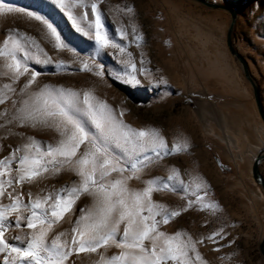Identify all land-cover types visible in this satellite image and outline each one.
I'll use <instances>...</instances> for the list:
<instances>
[{
	"label": "rangeland",
	"instance_id": "rangeland-1",
	"mask_svg": "<svg viewBox=\"0 0 264 264\" xmlns=\"http://www.w3.org/2000/svg\"><path fill=\"white\" fill-rule=\"evenodd\" d=\"M205 1L227 6L237 14L232 43L247 62L250 74L258 87L264 111V0ZM0 4L45 15L54 22L62 33V38L77 53L74 56L72 52L55 49L37 21L22 14H0V43L10 31L13 34L23 33L35 39L51 58L52 63L47 65L29 61V67L41 73L30 90L45 84L76 91L92 90L96 97L114 109H124L125 123L137 129L158 128L169 147L174 139L187 138L190 143L187 152L165 157L159 164L146 169L142 180L154 177L166 179L169 167L177 168L181 179L186 182L190 174L199 175L210 186L207 199L217 202L222 212L213 214L193 206L181 211L169 223L161 224V230L169 234L183 230L196 239L201 236L206 238L211 232L223 228V239H217L215 242L205 239L197 246L205 264H264V257L259 250V244L264 238V192L255 183L252 166L250 169L248 161L240 164L237 169L226 153L227 147L221 137L227 131L217 127L216 114L212 109L215 107L223 113L239 112V130H246V123L257 121L256 117L262 122L251 85L246 81L240 64L227 50L226 33L231 21L229 13L207 8L192 0H101L98 9L106 17L105 23L113 33V38L124 44L127 52L132 53L137 67L143 53L145 67L151 70V83L145 76L137 75L140 84L132 85L115 78L124 72V66L118 62L124 58L123 55L117 49L111 48L97 51L93 41L77 33L52 0H0ZM126 6H131L133 12L121 11ZM75 11L80 13L83 10ZM87 11L91 17V10ZM129 22L135 25L137 33L143 38L140 47L133 41ZM116 26L126 27V41H121L114 35ZM200 38L208 40L207 46L200 42ZM223 48L232 61L237 89L209 67L216 51ZM29 51L33 49L29 48ZM89 56H94V60H89V64L100 65L102 77L94 75L91 71L80 70L79 58ZM57 61L66 62L67 67L57 69ZM2 63L0 60V64ZM160 77H163L167 84L154 86ZM27 79L26 73L12 84L7 76H0V85L12 84L18 92ZM12 98L17 97L13 95ZM235 105H242V109L238 111ZM5 109L11 113V100L0 104V112ZM205 122H209L214 133L209 131ZM0 123H4L3 119H0ZM9 129L11 133H23L25 137L31 136L45 144H54L59 138L54 130L48 128L15 125L0 127V158L7 156L12 148L24 142L19 135L10 134ZM228 132L233 134L230 130ZM251 140L256 142L254 137ZM83 147L81 145V149ZM259 171L264 179V161L260 164ZM9 175L15 176V172ZM77 179L74 173L64 170L55 175L42 174L30 183L17 185V189L23 194L26 203L28 192H31L33 197L37 194L43 195L45 192L70 185ZM129 186L139 189L144 185L133 179L129 181ZM7 191L10 189L6 188ZM153 200L167 205L170 209L182 208L186 203L180 194L164 191L154 192ZM8 202L6 197L0 198V203ZM89 203L87 196H81L75 202L71 213L65 214L49 236L69 230L79 215L80 208ZM9 220H14V216L9 217ZM26 231L29 229L20 231L12 228L5 235L9 237V243H17L10 237L22 235ZM104 251L97 250L98 253ZM118 252L119 249L110 247L105 254ZM97 258L96 253L82 252L73 254L66 264H93ZM0 264H3V254H0Z\"/></svg>",
	"mask_w": 264,
	"mask_h": 264
},
{
	"label": "snow or ice",
	"instance_id": "snow-or-ice-1",
	"mask_svg": "<svg viewBox=\"0 0 264 264\" xmlns=\"http://www.w3.org/2000/svg\"><path fill=\"white\" fill-rule=\"evenodd\" d=\"M101 0H52V3L71 22L72 28L93 41L95 49H117L123 55L118 62L124 66L121 79L124 83L140 84L137 75L152 82L151 70L145 67L143 53L137 67L132 53L113 38L105 23L106 17L98 9ZM83 10L77 13L75 10ZM88 9L91 10L89 17ZM132 13L133 8L121 9ZM22 14L42 26L44 35L57 50L77 55L62 38L54 22L36 11L0 4V14ZM137 47L143 39L135 25L129 22ZM114 35L121 41L128 39L126 27L116 26ZM29 48L33 51H29ZM0 76H7L14 84L21 76L28 79L19 88L12 84L0 85V104L11 100L12 111L0 112V127L15 125L27 128H48L58 134L54 144H45L33 137L19 135L24 141L0 158V254L3 264H66L69 257L79 253H96L93 264H205L198 245L205 239L215 242L223 239V228L211 232L206 238L194 239L183 230L169 234L160 229L161 224L193 206L213 214L222 212L219 204L207 199L210 186L199 175H189L186 182L180 171L168 168L167 178L154 177L142 180L146 169L159 164L165 157L182 154L190 149L187 138L174 139L171 147L161 131L155 127L134 128L125 123L124 109H114L96 97L92 90L76 91L71 88L42 85L30 90L41 73L29 67V61L47 65L51 58L35 39L23 33L9 32L0 43ZM94 56L79 58L81 71H91L103 76L98 64H89ZM57 69L67 67L57 61ZM167 84L160 77L154 86ZM15 95L17 98H12ZM83 145V149H81ZM19 154V155H18ZM13 165L15 167L13 168ZM67 170L78 178L70 185L37 194L27 193L25 203L17 185L30 183L42 174L55 175ZM15 172V176L9 175ZM115 174V175H114ZM137 180L144 185L136 189L129 181ZM6 188L10 191L6 192ZM180 194L186 203L182 208L170 209L153 200L154 192ZM87 196L90 203L81 207L69 230L51 237L49 233L70 214L75 202ZM189 197H194L191 199ZM14 216V220L9 217ZM12 228L29 231L11 236L17 243H9L5 234ZM118 253L106 255L108 248ZM104 249V252H97ZM218 251L219 249H214ZM223 259V258H222Z\"/></svg>",
	"mask_w": 264,
	"mask_h": 264
},
{
	"label": "bare ground",
	"instance_id": "bare-ground-1",
	"mask_svg": "<svg viewBox=\"0 0 264 264\" xmlns=\"http://www.w3.org/2000/svg\"><path fill=\"white\" fill-rule=\"evenodd\" d=\"M200 42L204 46H207L208 40L200 38ZM214 57L215 58L213 59V61L209 62L210 69H212L223 79L228 80L231 85L236 88L237 86L234 81L235 76L233 74L232 61L229 59L226 49L223 48L222 50L216 51ZM241 106L242 105H235L234 107L238 110L241 108ZM212 109L216 114L215 122L217 127L224 131L226 129L227 131L225 135L221 137V140L227 147V149L224 148L226 149V153L233 160V162L237 166V169L238 166L240 164H244L245 161H248L251 169L254 161L258 157L264 155V124L256 117L257 121H250L246 123V130H239L238 127L240 121L238 118L239 115L237 116L239 112L223 113L215 107H213ZM205 126L210 129L209 131H211V133H214V131L211 130L209 122H205ZM227 129L232 131L233 134H231V132H228ZM252 137L256 139V142H253L251 140ZM257 190L260 192L259 188ZM260 196L262 197L261 193Z\"/></svg>",
	"mask_w": 264,
	"mask_h": 264
},
{
	"label": "water",
	"instance_id": "water-1",
	"mask_svg": "<svg viewBox=\"0 0 264 264\" xmlns=\"http://www.w3.org/2000/svg\"><path fill=\"white\" fill-rule=\"evenodd\" d=\"M192 1L198 2L207 8L227 12L230 14L231 21H230V24H229V27H228V30L226 33L227 50H228L230 56L232 58H234V60L240 64L246 81L251 85L254 100H255L256 109H257V112H258L260 119L262 120V122L264 124V111H263V107H262V104L260 101L258 87H257L255 81L253 80L251 74H250L247 62L237 52V50L235 49V47L233 46V43H232V34H233L234 27H235L237 14L231 8L224 6V5L212 4V3H209L205 0H192ZM263 161H264V155H262L261 157H258L252 165L251 172H252V176H253L255 183L258 184L264 192V179L262 178L260 171H259V166ZM259 250H260L261 255L264 257V238L262 239L261 243L259 244Z\"/></svg>",
	"mask_w": 264,
	"mask_h": 264
}]
</instances>
